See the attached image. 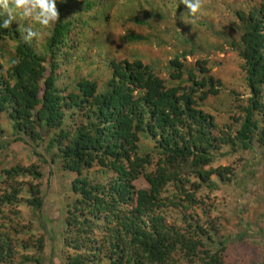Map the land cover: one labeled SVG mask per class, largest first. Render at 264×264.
Listing matches in <instances>:
<instances>
[{
  "label": "trees",
  "instance_id": "1",
  "mask_svg": "<svg viewBox=\"0 0 264 264\" xmlns=\"http://www.w3.org/2000/svg\"><path fill=\"white\" fill-rule=\"evenodd\" d=\"M94 5L75 6L77 13L71 15L58 0L59 19L48 27L44 54L36 50L38 39L23 40L27 21L0 29V113H8L14 127L34 141L44 140L45 131L49 149L56 146L60 152L59 172L72 179L61 182L60 189L70 190L63 211L66 264H230L225 242L214 239L216 223L203 224L190 213L197 200L184 175L195 173L202 181L218 172L223 178L226 172L235 176L230 167L207 168L219 141L237 139L244 149L257 140L264 145V125L255 119V110L264 107V0L240 13V52L252 95L234 116L240 123L234 139L214 133L215 118L199 106L219 90L213 78L209 89H199V73L185 63L188 51L172 57L167 80L139 57L116 61L109 46L112 74L106 87L100 91L99 78L83 79L75 91L63 94L57 87L65 75L60 68L71 65L76 44L80 50L100 32V24L84 16ZM125 38L149 39L136 33ZM39 168L30 163L0 170V239L3 228L19 231L22 203L42 211V184L33 181L42 176ZM137 181L146 187L139 188ZM23 226L35 246L44 249L45 234L31 221ZM16 237L21 241L20 233ZM11 246L0 245V259L14 262Z\"/></svg>",
  "mask_w": 264,
  "mask_h": 264
},
{
  "label": "rangeland",
  "instance_id": "2",
  "mask_svg": "<svg viewBox=\"0 0 264 264\" xmlns=\"http://www.w3.org/2000/svg\"><path fill=\"white\" fill-rule=\"evenodd\" d=\"M73 1L60 0L63 7L71 9V15L77 13L75 6L95 3L84 16L92 23L100 24V32L93 40L90 36L80 50L76 44L68 60L71 65L67 67L64 64L60 68L65 75L58 80L57 87L63 94L75 91L77 82L83 79L99 78L100 91L106 87L112 74L106 60L109 46L116 61L124 58L133 61L139 57L167 80L170 75L165 68L172 57L188 51L185 63L199 73V89H209L213 78L216 90H219L200 101L199 106L215 118L214 133L234 139L240 125L234 116L239 115L241 107L248 103L252 95L240 52V13H248L262 0H201V8L195 18L189 16L181 0ZM139 20L145 24L139 23ZM46 28L39 30L36 50L41 54L45 53L43 43L50 33ZM129 33L145 35L149 39L130 42L125 38ZM6 70L7 65L4 67ZM262 90L260 95L264 97V88ZM263 117L264 107L255 110V119L260 125H264ZM42 134L44 140L34 141L23 129L14 127L8 113H0V141L3 144L0 170L16 164L39 163L42 176L36 180L32 176L24 180L32 178L42 184L44 191L42 211L22 203L24 219L17 228L19 231L3 228L1 233L5 238L0 239V245L4 244L5 248L12 245L15 259L12 263L0 259V264H26L27 261L28 264H66L63 236L67 234V229L63 211L70 190L66 187L61 192L60 189L61 182H71L68 174L74 173L68 172L67 179H63V173L59 172L62 163L60 152L56 146L49 149L50 137L45 131ZM218 145L207 168L217 165L230 167L234 169L235 176L226 172L223 178L218 172L211 174L208 181H202L195 173L185 174L186 187L195 191L197 200V204L189 208L190 213L203 224L207 221L216 223L214 239L225 242V258L230 264H264V145L257 140L251 148L244 149L237 139L219 141ZM136 185L146 187L141 181H137ZM173 191L180 190L174 187ZM27 221H31L34 230L47 237L44 249L37 248L35 240L26 234L27 229L23 225ZM18 233L22 236L21 241L16 237Z\"/></svg>",
  "mask_w": 264,
  "mask_h": 264
},
{
  "label": "clouds",
  "instance_id": "3",
  "mask_svg": "<svg viewBox=\"0 0 264 264\" xmlns=\"http://www.w3.org/2000/svg\"><path fill=\"white\" fill-rule=\"evenodd\" d=\"M58 0H0V29H8L13 22L27 21L23 40L39 39L35 25L50 27L58 22ZM190 17L195 18L201 8V0H181ZM15 63V61L13 62Z\"/></svg>",
  "mask_w": 264,
  "mask_h": 264
}]
</instances>
